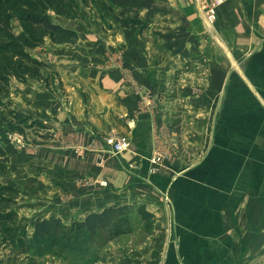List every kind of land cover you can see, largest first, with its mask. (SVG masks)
Here are the masks:
<instances>
[{
	"label": "crops",
	"instance_id": "crops-1",
	"mask_svg": "<svg viewBox=\"0 0 264 264\" xmlns=\"http://www.w3.org/2000/svg\"><path fill=\"white\" fill-rule=\"evenodd\" d=\"M95 2L83 22L54 17L76 44L31 52L59 96L10 82L9 108L48 127L32 145L0 137L19 215L143 204L153 235L120 264H264V0H226L214 24L195 0ZM12 122L5 111L0 129ZM110 135L129 148L111 154ZM155 155L168 160L151 173Z\"/></svg>",
	"mask_w": 264,
	"mask_h": 264
},
{
	"label": "trees",
	"instance_id": "trees-1",
	"mask_svg": "<svg viewBox=\"0 0 264 264\" xmlns=\"http://www.w3.org/2000/svg\"><path fill=\"white\" fill-rule=\"evenodd\" d=\"M82 7H97L95 0H0V118L7 111L11 131L23 139L43 142L48 127L39 119L10 109L6 99L10 82L28 84V79L44 81L45 88L59 96L62 85L56 72L32 51L46 43L76 44L79 34L60 25L54 17L84 21ZM4 132V130H1ZM10 157L0 145V253L54 257L65 264H95L100 252L115 239L130 235L136 224L153 232L154 216L143 204L108 205L83 219L64 222L57 215L35 217L31 233L18 212V189L8 182Z\"/></svg>",
	"mask_w": 264,
	"mask_h": 264
},
{
	"label": "rangeland",
	"instance_id": "rangeland-1",
	"mask_svg": "<svg viewBox=\"0 0 264 264\" xmlns=\"http://www.w3.org/2000/svg\"><path fill=\"white\" fill-rule=\"evenodd\" d=\"M45 48H39L36 51H34L35 54H41L43 53ZM2 129H0V137L6 136L4 133H11L9 130V127L4 129V132H1ZM18 133V132H15ZM14 133V134H15ZM28 140L30 138V133H27ZM10 137V135L8 136ZM27 138V137H26ZM13 140V138H12ZM27 139L21 138V141L19 144L21 145H32L30 141ZM9 181L12 184H16V179L15 175L13 172H11V175L9 177ZM19 207V206H18ZM21 207V206H20ZM21 217V216H20ZM24 221V224L26 225V231L27 233H31L32 231V226H33V220L34 218H27L26 216L21 217ZM153 235L152 233H146L143 231L141 224H136L135 230L132 234L130 235H125L121 239H115V243L110 247L108 245L103 248L100 252V258L99 261L101 260V264H120L121 261H125L126 258H128L129 255H131L134 251L142 250V247H144V242L148 237ZM122 237V236H121ZM117 240V241H116ZM113 241V242H114ZM112 243V242H111ZM169 247V246H168ZM106 256V257H105ZM136 259H140V257H135ZM98 261V262H99ZM95 264H99V263ZM0 264H65L63 261L56 259L54 257L46 256L43 258H36L32 257L30 255H20V256H15V255H8L7 252H2L0 253ZM176 264H180L179 262H176Z\"/></svg>",
	"mask_w": 264,
	"mask_h": 264
},
{
	"label": "built area",
	"instance_id": "built-area-1",
	"mask_svg": "<svg viewBox=\"0 0 264 264\" xmlns=\"http://www.w3.org/2000/svg\"><path fill=\"white\" fill-rule=\"evenodd\" d=\"M225 1L226 0H195V4L199 15L204 21L208 24H214L216 21L217 9L224 4ZM12 138L20 142L23 137L19 133H15ZM104 143L108 151L113 155L126 151L130 146V141L121 135H110L105 138ZM56 147L53 145L51 146V148ZM166 160H168V157L162 155H155L150 158V172L155 173L160 166H164Z\"/></svg>",
	"mask_w": 264,
	"mask_h": 264
}]
</instances>
